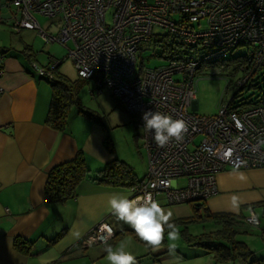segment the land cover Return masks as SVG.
Instances as JSON below:
<instances>
[{
    "label": "built area",
    "instance_id": "2783aa9c",
    "mask_svg": "<svg viewBox=\"0 0 264 264\" xmlns=\"http://www.w3.org/2000/svg\"><path fill=\"white\" fill-rule=\"evenodd\" d=\"M11 1L20 13L13 23L16 31L35 30L45 42H71L67 56L77 75L94 79V91L109 89L138 127L142 129V115L148 110L186 121L183 140L164 147L156 145L151 132L142 130L147 168L130 187V198L151 193L156 200L161 193L169 204L199 205L217 193V173L264 167V94L244 105H233L231 98L219 105L215 115L193 110L197 73L223 61L228 51L248 47L238 90L264 67V0ZM34 13L59 17L56 33L42 28ZM157 27L173 37L177 54L166 65L142 64L138 69L140 44L150 41ZM61 63L53 58L47 68L33 66L38 74L51 78ZM3 73L0 56V76ZM244 221L260 226L264 218L249 207ZM113 236V228L100 222L80 246L104 244Z\"/></svg>",
    "mask_w": 264,
    "mask_h": 264
},
{
    "label": "crops",
    "instance_id": "0c3cea01",
    "mask_svg": "<svg viewBox=\"0 0 264 264\" xmlns=\"http://www.w3.org/2000/svg\"><path fill=\"white\" fill-rule=\"evenodd\" d=\"M5 19L0 2V22ZM0 56L4 66L0 76V264H107V245L125 243L128 238L138 241L128 233L90 247L80 246V241L100 222L108 223L115 233L127 228L108 210L107 201L113 194L130 197V187L106 186L86 178L78 183L73 198L61 202L48 201L45 183L53 166L72 159L78 151L84 153L91 175L104 164L120 160L121 154L108 144L93 116L74 115L64 131L46 124L52 98L50 78L35 70L33 64H39L27 46L0 47ZM49 63L39 66L47 68ZM131 122L135 121L130 114L124 124L130 126ZM145 159L147 168L146 151ZM143 177L136 176L137 180ZM216 184L217 193L205 202L208 213L242 218L251 207L264 215V167L226 168L217 173ZM156 201L173 213L171 222L195 220L189 203L169 204L161 193ZM213 222V230L221 227ZM246 226L243 223L234 230L246 233ZM259 231L261 235V228ZM16 238L30 242L27 253L14 247ZM126 250L137 262L143 257L153 261L175 258L165 244L140 253L142 248L130 242Z\"/></svg>",
    "mask_w": 264,
    "mask_h": 264
},
{
    "label": "rangeland",
    "instance_id": "374dc122",
    "mask_svg": "<svg viewBox=\"0 0 264 264\" xmlns=\"http://www.w3.org/2000/svg\"><path fill=\"white\" fill-rule=\"evenodd\" d=\"M0 2L2 3L3 17L6 18L0 22V47L27 46L39 65H45L48 61H51L49 59L53 58L61 60L62 63L58 66L57 71L70 82L78 85L79 102L72 105L69 111V121L74 115H83L80 113V109L91 113L94 118L93 121L99 123L102 130H104L108 144L110 146L113 144L114 149L121 154L120 160L133 168L137 177H143L146 172V159L141 141L142 129L135 122H131L130 126L124 124V120L129 118L130 113L126 111L109 89L103 87L99 91H94V79L89 81L78 79L73 63L67 56L68 48L72 46L71 42L66 45L58 42H45L35 30L22 29L17 32L12 25L15 15L16 17L20 16L17 7L10 0H0ZM8 3L9 5H7ZM34 17L40 26L48 32L56 33L57 28L60 26L59 17L48 18L39 13H34ZM201 27H204V24H201ZM165 33L166 31L163 28H154L151 40L140 44L138 69L141 64L153 68L169 63V59L160 56L162 54V43L158 45L155 42V38ZM153 53L155 55H152ZM247 54V46L236 47L227 52L225 60L210 67H203L197 73L195 92L197 109L194 110L195 113L215 115L219 105L227 103L231 98H234L233 105H238L240 101H255L264 94V67H262L238 92V96L234 97L239 88V80L243 77V72L240 70L242 59ZM213 69H218L217 73L214 75L208 74ZM256 212L260 216L258 210ZM215 227L212 220L204 218L189 222L186 226H176L178 237L175 240H170L167 233H165V241L162 243L171 248L175 258L169 257L165 261H153L152 258L143 257L137 264H247L251 259L264 258V237L260 235V227L249 224L245 228L248 232L235 235L236 240L244 241L252 251L245 263L239 257L228 261H216L214 259L215 253H207V249L203 246L192 244L198 235L208 233ZM127 240L124 243L126 248L130 246L131 242L133 246L142 248L140 253L147 252L148 247L145 244L134 243L131 238Z\"/></svg>",
    "mask_w": 264,
    "mask_h": 264
},
{
    "label": "trees",
    "instance_id": "16d2710c",
    "mask_svg": "<svg viewBox=\"0 0 264 264\" xmlns=\"http://www.w3.org/2000/svg\"><path fill=\"white\" fill-rule=\"evenodd\" d=\"M155 42L158 45L162 43V54L160 56L170 60L177 54L175 41L168 33L155 38ZM140 66H142V64ZM57 68L58 66L53 69V75L49 81L52 87V98L46 116V124L56 130L64 131L68 127L69 111L72 105L78 104L79 102L78 85L70 82L64 75L60 74L57 71ZM78 79L80 81H89L79 76ZM251 79L252 77L250 80ZM241 89L237 90L234 97L238 96V92ZM255 101L251 100L249 102ZM240 104L244 105L247 104V102L240 101ZM79 111L84 115L92 116L91 113L83 109H80ZM108 148L110 147L108 146ZM86 178H90L106 186L120 188L131 187L138 181L132 168L119 159H114L104 164L101 169L95 171V173L91 175L90 169L85 161L84 153L82 151H78L72 159L57 164L50 169L45 183L46 198L48 201L61 202L73 198L76 195V187L78 183ZM189 204L192 205L195 220L204 218L221 224V227L217 230L198 235L192 244L203 246L207 249V253H215L214 259L216 261H228L239 257L245 263V261L250 257L252 251L248 248L245 242L235 239L237 232L234 229L240 224H247L244 221L246 215L241 218L239 216H231L228 214H212L206 211L205 202H201L199 205L194 203ZM197 206H201L202 208H197ZM258 217L262 219L264 218V215H260ZM173 223L176 226H186L189 221L183 224L177 222ZM257 227L261 228V235L264 236V221H262V224ZM120 233H128L136 241L148 246L136 236L133 229L129 226L119 233L114 232V236L111 240L118 237V234ZM164 241L165 240L163 239L162 243ZM14 247L20 252L27 253L30 249V242L22 238H16L14 240ZM247 264H264V258L251 259Z\"/></svg>",
    "mask_w": 264,
    "mask_h": 264
},
{
    "label": "clouds",
    "instance_id": "9594fccd",
    "mask_svg": "<svg viewBox=\"0 0 264 264\" xmlns=\"http://www.w3.org/2000/svg\"><path fill=\"white\" fill-rule=\"evenodd\" d=\"M142 130L151 132L158 147H164L172 141L181 142L188 130L183 119H174L171 115L148 110L142 115ZM108 210L124 224H127L136 236L150 247L158 248L167 233L170 240L178 237L176 225L171 222L173 213L161 207L152 198L151 193L130 198L127 195L109 196ZM79 236V233H75ZM107 264H137L136 257L126 250L125 244L107 245L104 249Z\"/></svg>",
    "mask_w": 264,
    "mask_h": 264
},
{
    "label": "water",
    "instance_id": "95a60500",
    "mask_svg": "<svg viewBox=\"0 0 264 264\" xmlns=\"http://www.w3.org/2000/svg\"><path fill=\"white\" fill-rule=\"evenodd\" d=\"M196 109H197V107H194V108H193V110H196Z\"/></svg>",
    "mask_w": 264,
    "mask_h": 264
}]
</instances>
